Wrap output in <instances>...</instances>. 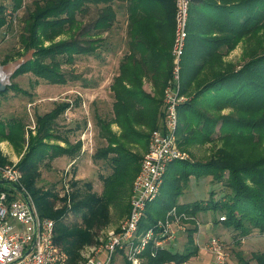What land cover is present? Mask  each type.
<instances>
[{"label": "trees", "instance_id": "16d2710c", "mask_svg": "<svg viewBox=\"0 0 264 264\" xmlns=\"http://www.w3.org/2000/svg\"><path fill=\"white\" fill-rule=\"evenodd\" d=\"M116 1L126 12L127 49L110 83L112 116L96 118L104 144L96 148L92 157L110 169L100 175L101 193L93 191L90 182L76 187V180L71 181V193L63 197L37 186L41 165L48 168L55 158L75 157L81 150V141L71 143L56 123L69 102L56 103L50 111L35 115L34 133L18 116L0 118V138L26 143L17 162L23 174L22 184L39 216L54 220V241L65 247L70 260H76L80 247L94 239L92 229L110 223L111 208L121 213L129 210L127 198L149 133L160 127L164 116V90L172 70L174 0H33L20 34L22 50L32 49L31 57L14 70L11 84L0 92L23 93L12 79L28 72L49 84H65L63 64L109 47L107 35L117 22ZM192 3L179 89L187 100L177 105L176 138L178 147L189 155L193 145L215 146L203 161L180 160L185 165L173 170L170 181L178 188L156 214L145 213L139 232L176 207L193 216L205 211L224 215L225 220L217 218L215 222L230 230L239 243L254 231L264 236V0ZM91 4L96 7L95 16L90 24L83 25L82 17ZM22 5L23 0H10L9 4L13 13ZM6 10L7 5L0 3V29L11 26ZM244 41L241 63L236 66L225 60ZM7 60L8 56L3 59ZM145 82L150 84L151 92L144 89ZM7 162L0 152V163ZM167 173L168 166L163 178ZM208 175L211 181L225 184L227 192L222 200L214 199L211 191L205 201H195L187 207L178 203L182 183L192 176L198 180ZM127 180L130 186L125 188ZM55 200L62 201V205L56 207ZM67 214L79 221L64 222ZM193 232L194 228L188 230L189 246L182 252L170 249L168 244L152 255L154 248L149 244L142 253L144 264H179L193 257L198 251ZM251 255L250 260L240 257L239 262L251 264L253 259L256 264H264V252ZM124 264L130 263L125 260Z\"/></svg>", "mask_w": 264, "mask_h": 264}, {"label": "rangeland", "instance_id": "374dc122", "mask_svg": "<svg viewBox=\"0 0 264 264\" xmlns=\"http://www.w3.org/2000/svg\"><path fill=\"white\" fill-rule=\"evenodd\" d=\"M32 1L33 0H23L22 7L13 13L9 6L10 0H0V3L7 5V19L11 20L10 27L0 29V69L14 65V68L6 76L10 84L11 74L14 70L31 57L32 49L22 50L23 45L20 41V34L22 33L23 19L26 16L27 10L31 7ZM115 6L117 22L112 31L107 35V40L110 43L109 47H107V49H99L97 53L93 55L79 56L72 64H63L62 70L67 79L65 84H49L41 79H37L35 75L28 72L12 79L19 88L27 91L26 94H22L17 90H9L5 94H0L1 115L10 112V114H15V116H22L25 123L29 124L31 127L35 124V115L50 111L56 103L62 102L63 100L67 99L72 102L73 106L71 110L65 111L58 117L56 123L59 127L58 129L69 137L71 143H74L79 138H81V140L83 139L82 148L75 157L63 156L60 160L55 162L52 161L48 168L41 165V177L37 181V186L42 189V191L53 192L57 194L58 197L67 196L65 191L66 186H68V191L71 193L73 190L71 186L72 180L77 181L76 187L78 188H82L84 182H90L93 191L99 194L102 190L100 175H106L110 171L109 167L101 160H94L92 154L97 147L104 144L103 139L98 135L99 125L96 122V118L102 117L109 119L112 116L113 95L110 90V83L112 78L118 73L119 61L127 49L126 12L124 8L121 7L119 1H116ZM192 7L193 3L191 2L189 10H191ZM95 12L96 7L93 6V4L89 5L86 15L82 17L83 25L91 23V20L95 16ZM79 17L78 15V18ZM244 47L245 41L227 55V61H232L236 66L240 64L243 55L242 49H244ZM6 56H8L10 60L3 61ZM33 88L37 89V92H32L31 90H33ZM144 89L147 92H151V86L148 82L144 83ZM67 128L72 129L69 131ZM113 129L116 130L115 127H113ZM211 145L212 147H198L195 151L189 149L188 151L191 156L190 160H205L208 152H211L215 146L214 143ZM73 158L75 159L72 160ZM184 165L185 162L180 160H174L168 164V173L163 178L160 191L155 199L148 204L145 213L154 215L162 208L165 202L169 201L171 192L178 188L174 181L170 183L173 170ZM211 180L210 175L198 180H195L193 176L190 177L187 183H182V186H180V192L182 194L178 197V203L185 204L187 207L192 202L205 201L209 198L211 191H213L214 199L222 200L223 194L227 192L225 184ZM126 184L125 188H128L130 186L129 180H127ZM0 186H9V184L1 182ZM129 198L130 196L127 200H129ZM54 204L57 207L61 206L62 201L55 200ZM126 215L127 213H121L115 207L111 208L110 223L100 228L92 229L93 235L99 234V238H97V235L94 236L96 243L101 242L100 238L104 235L106 230L118 228ZM188 215L191 214L188 213ZM220 215L222 214L218 212L205 211L196 216L201 223L200 235L196 238L193 234L192 239L195 245V239H198L200 246L197 254L194 255L192 259L189 258L183 262L187 264H211L213 256L204 249L205 244L211 237L218 238L223 244L229 264H241L239 262L240 257L250 260L253 252H264V236L262 234L254 231L250 236L237 243L230 230L215 222ZM77 220L79 221L78 217L76 218L72 214H67L63 221L70 224ZM190 225L191 224L187 225L189 229L192 228ZM188 230L182 232L175 239L174 243L170 245L171 247L169 246L170 249L182 252L189 246L187 244ZM86 244L81 246L78 250V257L76 260H70L65 247L60 245L66 255L64 262L61 264H83L81 251ZM252 260L251 264H256L255 261ZM112 264H124L122 255L116 253Z\"/></svg>", "mask_w": 264, "mask_h": 264}, {"label": "built area", "instance_id": "2783aa9c", "mask_svg": "<svg viewBox=\"0 0 264 264\" xmlns=\"http://www.w3.org/2000/svg\"><path fill=\"white\" fill-rule=\"evenodd\" d=\"M191 2L174 0L172 70L169 85L164 90V116L160 127L152 130L149 135L139 171L132 182L127 215L118 228L104 232L101 242L96 243L94 238L84 246L81 251L83 264H112L116 253L121 254L123 260L130 264H144L142 253L149 244L154 248V255L157 250H163L167 244L174 243L182 232L189 229V224L194 228V237L200 235L201 223L198 218L185 211L179 212L176 207L168 210L164 218L139 232L145 209L157 196L168 164L174 160L190 158L188 153L178 147L176 129L177 105L187 100L185 95L179 93V89ZM22 177L17 162L0 163V180L9 184L0 188V264H61L66 255L54 241V220L39 216L31 196L22 184ZM14 185L25 194L28 201ZM65 188L68 194V186ZM218 220H225L224 215H220ZM195 241L199 248L198 239ZM204 249L213 256L211 264H229L227 253L218 238L211 237Z\"/></svg>", "mask_w": 264, "mask_h": 264}, {"label": "crops", "instance_id": "0c3cea01", "mask_svg": "<svg viewBox=\"0 0 264 264\" xmlns=\"http://www.w3.org/2000/svg\"><path fill=\"white\" fill-rule=\"evenodd\" d=\"M243 42H240L239 44H242ZM238 44V45H239ZM237 45V46H238ZM243 50V49H242ZM227 57V56H226ZM226 57H225V59H226ZM227 60V59H226ZM23 93L22 94H26L27 93V91L25 90V89H22L21 90ZM32 92H37V89H35V88H33V90H31ZM63 101H67V102H69L70 103V105H69V107L65 110V111H67V110H71V108H72V102L70 101V100H63ZM1 109V108H0ZM66 115V114H65ZM13 116H15V114H10V112H8L7 114H4V115H1V111H0V118H2V119H9L10 117H13ZM18 117H20V118H22L23 120H24V118L22 117V116H18ZM25 122V121H24ZM35 125V124H34ZM34 125H33V127H31L29 124H26V128H28V129H30L31 130V132L32 133H34ZM113 127H115V131H118V127L115 125V124H113L112 125V128ZM66 135V134H65ZM67 136V135H66ZM78 140H80L81 141V143H82V140H81V138H79ZM62 146H64L65 145V143L64 142H62V141H60L59 142ZM212 143H206V144H203V145H193V146H191V147H189V149L190 150H194L195 151V149H198V147L200 148L201 146H203V148H205L206 146H210V147H212V145H211ZM82 145H83V143H82ZM82 145H81V148H82ZM26 148V143L25 142H16V143H12V142H10V141H8V140H6V139H3V138H0V152H1V155L4 157V158H6L7 159V163H12V162H18V160L20 159V157H21V155H22V153H23V151H24V149ZM202 148V147H201ZM212 152V151H211ZM211 152H208V155L211 153ZM144 154V153H143ZM63 156H66V155H62V156H59V157H57V158H55L53 161L55 162V161H57V160H60ZM193 257H191V259H192Z\"/></svg>", "mask_w": 264, "mask_h": 264}, {"label": "water", "instance_id": "95a60500", "mask_svg": "<svg viewBox=\"0 0 264 264\" xmlns=\"http://www.w3.org/2000/svg\"><path fill=\"white\" fill-rule=\"evenodd\" d=\"M9 79H8V77H0V92H3L5 89H6V87L8 86V85H10V82L8 81ZM2 181L0 180V183H1ZM13 187H15V189L16 190H19V188L17 187V186H13ZM20 191V190H19ZM20 193L24 196V198L28 201V199H27V197L25 196V194L22 192V191H20Z\"/></svg>", "mask_w": 264, "mask_h": 264}, {"label": "bare ground", "instance_id": "6f19581e", "mask_svg": "<svg viewBox=\"0 0 264 264\" xmlns=\"http://www.w3.org/2000/svg\"><path fill=\"white\" fill-rule=\"evenodd\" d=\"M14 68V65H10L8 67H4V68H1L0 69V77L1 76H4L6 77L10 72L11 70ZM3 73V74H2Z\"/></svg>", "mask_w": 264, "mask_h": 264}]
</instances>
